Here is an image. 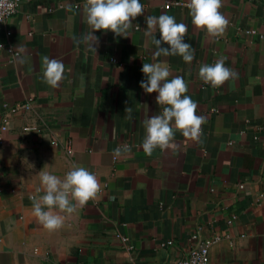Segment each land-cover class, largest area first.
Instances as JSON below:
<instances>
[{"label":"crops","instance_id":"1","mask_svg":"<svg viewBox=\"0 0 264 264\" xmlns=\"http://www.w3.org/2000/svg\"><path fill=\"white\" fill-rule=\"evenodd\" d=\"M141 3L129 37L94 30L95 50L81 39L88 0H20L0 23V264H169L208 239L209 264H264V39L241 32L264 33V0H222L218 36L192 24L189 0ZM162 12L187 26L191 63L155 55L159 29L146 21ZM46 56L65 66L57 88ZM222 57L239 76L214 88L199 68ZM159 62L184 78L206 121L199 139L177 130L147 155L144 122L163 106L140 87L141 68ZM73 164L95 173L100 192L49 231L30 197L43 194L41 170L63 178Z\"/></svg>","mask_w":264,"mask_h":264},{"label":"clouds","instance_id":"2","mask_svg":"<svg viewBox=\"0 0 264 264\" xmlns=\"http://www.w3.org/2000/svg\"><path fill=\"white\" fill-rule=\"evenodd\" d=\"M221 5L222 0H189L192 24L209 34L222 35L228 20L219 10ZM86 11L87 23L92 30L81 39L89 42V46L94 49L93 44H98L94 30H111L116 36L129 37L127 30L133 20L143 14L144 6L141 0H88ZM146 23L149 27L158 26L159 29V38L153 39L156 56L179 55L184 62H192L194 49L184 39L187 31L184 23L176 22V18L166 12L147 17ZM225 59L226 57H222L214 64L200 66L199 77L205 84L219 88L226 81L238 78L239 74L225 65ZM44 63L46 83L52 88L59 87L65 73L63 62L46 56ZM141 72L146 78L140 81V87L148 94L156 92V102L163 106L160 114L152 115L144 122L146 135L141 146L145 154L151 155L156 148H167L172 144L177 130L185 137L199 139L201 125L205 123L206 117L197 114L198 105L186 94L188 86L184 78L173 76L169 79L170 66L165 62L143 63ZM125 113L126 118H132L131 107H127ZM113 151L119 156L122 151H131V146L125 145L123 149L117 147ZM40 183L43 194L30 197L32 211L41 225L49 231L63 226L65 217L60 212L73 213L77 205H86L101 189L95 173L77 164H73L63 178L41 170Z\"/></svg>","mask_w":264,"mask_h":264},{"label":"built area","instance_id":"3","mask_svg":"<svg viewBox=\"0 0 264 264\" xmlns=\"http://www.w3.org/2000/svg\"><path fill=\"white\" fill-rule=\"evenodd\" d=\"M19 5L20 0H0V23H4L10 15L18 12ZM241 32L247 36L253 35L264 39V33H260L255 29H243ZM25 129L38 130V127L27 126ZM66 151L70 153L71 149L68 147ZM192 238H194V235ZM213 242L214 240L212 239L202 240L197 245L191 247L185 256L169 264H209V248Z\"/></svg>","mask_w":264,"mask_h":264}]
</instances>
